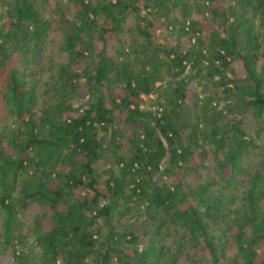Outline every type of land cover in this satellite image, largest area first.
I'll use <instances>...</instances> for the list:
<instances>
[{
	"label": "trees",
	"instance_id": "1",
	"mask_svg": "<svg viewBox=\"0 0 264 264\" xmlns=\"http://www.w3.org/2000/svg\"><path fill=\"white\" fill-rule=\"evenodd\" d=\"M0 264H264V0H5Z\"/></svg>",
	"mask_w": 264,
	"mask_h": 264
},
{
	"label": "rangeland",
	"instance_id": "2",
	"mask_svg": "<svg viewBox=\"0 0 264 264\" xmlns=\"http://www.w3.org/2000/svg\"><path fill=\"white\" fill-rule=\"evenodd\" d=\"M5 0H0V7L4 4ZM159 30H157L158 32ZM164 35V33H163ZM159 85V82L157 83ZM155 94H151L150 96H143V103H142V107L145 109H154L155 107H157L158 105L156 104H152V99H154ZM105 161H102L99 163L100 166H102V164H104Z\"/></svg>",
	"mask_w": 264,
	"mask_h": 264
}]
</instances>
